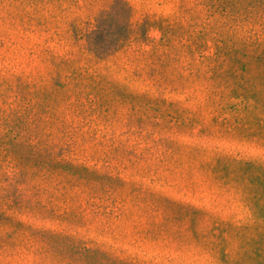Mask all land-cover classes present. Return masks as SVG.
<instances>
[{"label": "rangeland", "instance_id": "rangeland-1", "mask_svg": "<svg viewBox=\"0 0 264 264\" xmlns=\"http://www.w3.org/2000/svg\"><path fill=\"white\" fill-rule=\"evenodd\" d=\"M127 1L0 0V264H264V0Z\"/></svg>", "mask_w": 264, "mask_h": 264}, {"label": "trees", "instance_id": "trees-1", "mask_svg": "<svg viewBox=\"0 0 264 264\" xmlns=\"http://www.w3.org/2000/svg\"><path fill=\"white\" fill-rule=\"evenodd\" d=\"M132 6L127 0H114L112 5L101 12L96 24L87 35L90 50L97 56L107 55L122 46L130 37ZM148 24H142V28Z\"/></svg>", "mask_w": 264, "mask_h": 264}]
</instances>
